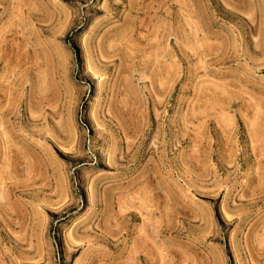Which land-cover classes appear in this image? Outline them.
<instances>
[{
	"label": "rangeland",
	"instance_id": "1",
	"mask_svg": "<svg viewBox=\"0 0 264 264\" xmlns=\"http://www.w3.org/2000/svg\"><path fill=\"white\" fill-rule=\"evenodd\" d=\"M0 264H264V0H0Z\"/></svg>",
	"mask_w": 264,
	"mask_h": 264
},
{
	"label": "trees",
	"instance_id": "2",
	"mask_svg": "<svg viewBox=\"0 0 264 264\" xmlns=\"http://www.w3.org/2000/svg\"><path fill=\"white\" fill-rule=\"evenodd\" d=\"M72 48L74 49V51H75L76 54L78 55V51H77V49H76L74 46H72Z\"/></svg>",
	"mask_w": 264,
	"mask_h": 264
},
{
	"label": "bare ground",
	"instance_id": "3",
	"mask_svg": "<svg viewBox=\"0 0 264 264\" xmlns=\"http://www.w3.org/2000/svg\"><path fill=\"white\" fill-rule=\"evenodd\" d=\"M117 17V16H116Z\"/></svg>",
	"mask_w": 264,
	"mask_h": 264
}]
</instances>
